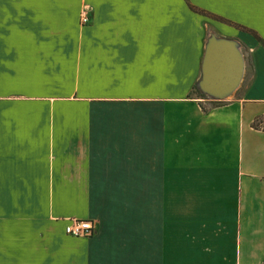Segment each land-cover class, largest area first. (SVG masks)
Wrapping results in <instances>:
<instances>
[{
    "label": "crops",
    "instance_id": "obj_1",
    "mask_svg": "<svg viewBox=\"0 0 264 264\" xmlns=\"http://www.w3.org/2000/svg\"><path fill=\"white\" fill-rule=\"evenodd\" d=\"M187 1L264 40V0ZM211 33L251 50L218 106ZM263 116L264 47L186 0H0V264H264Z\"/></svg>",
    "mask_w": 264,
    "mask_h": 264
},
{
    "label": "water",
    "instance_id": "obj_2",
    "mask_svg": "<svg viewBox=\"0 0 264 264\" xmlns=\"http://www.w3.org/2000/svg\"><path fill=\"white\" fill-rule=\"evenodd\" d=\"M246 70L240 43L211 33L201 62L198 87L210 100L229 99L241 86Z\"/></svg>",
    "mask_w": 264,
    "mask_h": 264
},
{
    "label": "trees",
    "instance_id": "obj_3",
    "mask_svg": "<svg viewBox=\"0 0 264 264\" xmlns=\"http://www.w3.org/2000/svg\"><path fill=\"white\" fill-rule=\"evenodd\" d=\"M186 2H187V5L191 11H193L197 14H200V15L207 16L213 20L225 23L227 25L234 26L236 29H239L243 32H246V33L252 35L264 47V40L260 37V35L255 30H253L249 27H246L244 25L238 24L236 22H233V21H231L225 17H222L220 15L212 13V12H210L206 9H203L199 6H196L187 0H186ZM191 95H195L198 98L205 99V100L209 101L210 103H212V105H214V106H218V104L221 103V101L210 100L204 93H202L198 87V81H197V83H195L193 90L191 91ZM203 109H206V107L203 106ZM252 127L255 129L264 130V116L256 118L252 123Z\"/></svg>",
    "mask_w": 264,
    "mask_h": 264
},
{
    "label": "built area",
    "instance_id": "obj_4",
    "mask_svg": "<svg viewBox=\"0 0 264 264\" xmlns=\"http://www.w3.org/2000/svg\"><path fill=\"white\" fill-rule=\"evenodd\" d=\"M81 21L87 23L89 17L87 13L83 11L81 14ZM94 232V224L90 220L75 219L72 218L65 226V233L74 237H87L91 236Z\"/></svg>",
    "mask_w": 264,
    "mask_h": 264
},
{
    "label": "rangeland",
    "instance_id": "obj_5",
    "mask_svg": "<svg viewBox=\"0 0 264 264\" xmlns=\"http://www.w3.org/2000/svg\"><path fill=\"white\" fill-rule=\"evenodd\" d=\"M201 1H203V2H207V3H215L218 7H222V5H223V0H201ZM88 10V12H89V10L90 9H84V12H86ZM83 12L81 11L80 12V17H81V14H82ZM89 17V16H88ZM90 18V17H89ZM80 20H81V18H80ZM82 23V22H81ZM209 37V36H208ZM207 37V38H208ZM234 39V38H233ZM235 40H237L239 43H240V46H241V50H242V52H243V54H244V58H245V62H246V69L248 70V73H249V71H250V69H251V50H250V48L248 47V46H245L243 43H241L238 39H235ZM207 41V40H206ZM199 79H200V77H199ZM244 79H246V78H244ZM243 79V81H242V83H241V86L239 87V89L235 92V93H237L238 91H241V89H242V87L246 84V82H247V80H244ZM234 93V94H235ZM233 94V95H234ZM233 95L231 96V97H233ZM230 97V98H231Z\"/></svg>",
    "mask_w": 264,
    "mask_h": 264
}]
</instances>
